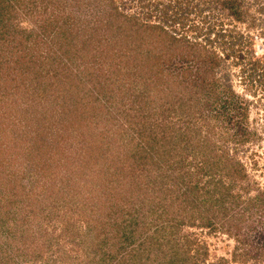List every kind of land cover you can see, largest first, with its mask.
I'll return each instance as SVG.
<instances>
[{
	"label": "trees",
	"instance_id": "obj_1",
	"mask_svg": "<svg viewBox=\"0 0 264 264\" xmlns=\"http://www.w3.org/2000/svg\"><path fill=\"white\" fill-rule=\"evenodd\" d=\"M35 1L44 12L55 9L54 4L62 10L69 6L65 27L55 30L50 38L65 36L62 43L65 52L77 45L72 27L87 14H93L95 21H86L88 25L84 29L96 33V21L100 24L106 19L105 25L110 30L119 37H129L127 48L122 52L124 59L113 68L108 67L111 70L104 81L108 83L119 76L134 77L124 93L137 102L134 108L138 118H132L131 128L120 135L114 129L113 141L103 131V135L101 132L88 135L90 139L85 135L86 146L82 145L81 151L74 153L79 137L86 133L77 124L83 113L80 105L92 106L89 100L83 101L80 84L66 74L46 82L39 78L36 87L40 91H36V97L27 105L21 100L13 101L16 85L8 88L6 101L14 107L0 105V135H8L7 140H0V215L14 209L16 200L20 202L24 198L21 204L26 207L23 208L33 210L34 215L47 216L51 211L52 217L61 215L63 223L68 215L75 216L80 223L69 227L67 221L65 226L69 232L78 234L84 245L93 239L90 234L94 227L99 234L105 233L107 239L120 237L121 240L130 225L145 222L148 215L154 216L156 222L146 228L149 232L138 238V246L144 248L139 251L136 246L121 242L117 264H151V258L159 263L165 261L164 264L168 260L170 264H199L193 240L180 234L186 224L220 229L232 236L236 241L234 260L263 259L264 189L256 184L247 186V168L237 156V150L260 136L250 123L249 107L255 89H264V0H258L253 10L250 7L256 0L29 2L36 9ZM27 3L28 0H0L1 42H4V26L11 27L9 21L14 15L23 14ZM134 6L137 10H130ZM194 10L196 13L190 18L189 12ZM214 12L220 20L211 21ZM69 18L74 21L68 22ZM196 18L199 21L194 22ZM11 23L12 31L20 36L12 41L15 54L0 58L7 66L18 67L20 62L26 68L35 58L38 67L42 62L40 54L28 52V49H37L36 32L17 30L18 20ZM44 23H41L44 33L45 28L53 31ZM68 25L72 27L67 28ZM140 30L142 36H139ZM32 32L37 39L31 36ZM137 38L151 43L149 55L159 58L155 66L146 59L145 63L142 61L135 47ZM80 41L81 45L75 47L77 50L87 44L86 40ZM143 49L148 59V51ZM49 56L53 63L54 56ZM85 72L75 74L93 81V72ZM41 97L43 110L37 107ZM96 99L92 95V100ZM95 102L99 105V101ZM51 105L52 109L47 112ZM70 112H75V117ZM55 113H59L62 126L69 129L65 132L74 133V136L70 134L74 143L70 142L69 146V153L76 154L72 158L54 157V145H47L44 130L46 127V133L53 135L47 127L55 123ZM173 116L180 119L179 123L172 120ZM117 137L125 142H119ZM96 142L100 143L95 145ZM113 145L121 147L123 155L116 153L108 161ZM64 167L73 168L61 174ZM251 189L255 193L251 194ZM38 226H28L30 236H37ZM147 241L149 247L145 245ZM18 247H0V264ZM203 251L205 255V247ZM104 252L98 251L100 257L96 256V264L107 262L110 254ZM114 253L112 257L117 255V250ZM19 254L24 257L27 254L28 263L38 257L34 252L28 253V248Z\"/></svg>",
	"mask_w": 264,
	"mask_h": 264
},
{
	"label": "rangeland",
	"instance_id": "obj_2",
	"mask_svg": "<svg viewBox=\"0 0 264 264\" xmlns=\"http://www.w3.org/2000/svg\"><path fill=\"white\" fill-rule=\"evenodd\" d=\"M31 1L32 0H28L27 6L23 7V14L14 15L15 18L11 19L10 21L14 23L18 20L20 28L17 30L23 29L25 33H27L28 30H33L36 32L38 39L34 32L31 33V36L38 40L37 49H28V52L31 54H34V52H36V54H40L42 62H40V64L37 62L39 64L37 67L35 63L36 60L33 58V63L32 65H29L28 68H26V66H21L20 62L17 63L18 67H10L6 65L7 62L3 58H0V85L2 86L0 87L1 107H14L13 103L6 101L9 99V91L7 90L8 88H13V86L16 85L17 93L13 101L15 102L17 100H21L22 103L24 102L27 105L31 98L36 97V91H40V89L36 87L39 78H43V80H45L44 82H46L49 80L52 81L54 78L59 77L60 74H66L65 76H67V78L82 86L80 89L81 93H83V101L89 100L92 103V106H84L83 108L82 104L80 105V112L83 111V113L80 115V123L77 124L83 127L85 129L84 132L86 133L83 135V137H79L77 144L78 146L74 150V153L80 152L81 148H83L82 145L86 146L87 143L84 139L85 135L88 137V139H90L91 137L88 135H93L95 132L103 131L104 136L109 135V139L113 141L112 136L116 137L114 135L111 136V133H113L112 131L114 129L117 132L116 134L118 135L119 133L120 135V133L123 131L129 130L131 128L132 118H138L137 115H135L134 108V104L137 102L132 101V97L127 98V95L124 93V90L128 88V85H132L131 79L134 77H130L129 79L128 77L123 78V76H119V79H115L113 76V80L110 81V77L107 76V79H109L110 82L106 83L104 81V77L108 75L110 72L109 70H111L108 67L113 68L114 65L124 59L122 52L127 48L129 37H119L117 32L110 30L108 28L109 26L107 27L105 25L104 21L106 19L100 24L98 21H96L98 26L96 33H93L89 28V30L84 29L85 25H88L86 21H92V23L95 21V16H93V14L92 16L87 14L86 16L82 17L81 20H78L75 26H67V28H73L75 33L73 40L77 42V45H81V39L86 40L87 44L85 47H83V49L80 50L75 48L79 46L74 45L69 51L67 50L68 52H65L62 45L65 36L62 37V35H59L55 40H51L50 38L53 36L55 30L65 27V16L68 12H70L69 6H66V8L62 10L59 8V6L57 8V4H54L56 7L55 9L44 12L38 3H36V1V5L34 4L36 9L33 6H30L29 2ZM250 2H253V0H250ZM257 2L258 0L252 3V6L250 7L252 10L255 8V4ZM25 10L27 11V14H25ZM130 10L136 11L137 8L134 6ZM194 13H196V10L189 12L190 18L194 17ZM210 18L211 21L220 20L215 12L212 13ZM66 20L68 22L74 21L72 18ZM10 21L9 26L11 27L4 26L5 32L2 38L4 42H1L0 40V57L6 55L8 58H10L13 52L15 54L16 46L12 44V41L15 40V38L19 39L20 37L16 34L15 30L12 31V29H14V25H12ZM197 21H199V19L196 18L194 22ZM42 22H45L44 24H46L47 28H52L53 31L49 32V30L45 28L44 33L43 28L41 27ZM190 22L191 19L188 20V24H190ZM142 35L143 32L141 31L139 36ZM137 40L135 47L136 50L140 51V57L142 61L144 62L146 59L149 64H153V66H155V62L158 63L159 58L155 59L152 57V55H149V48L152 50L151 43H144V41H141V38H137ZM146 45L149 47H146ZM130 46L132 45L130 44ZM144 47L148 51V59L143 53L146 51L143 49ZM49 55L54 56L53 63L50 62L51 57ZM82 70H86V72L83 74H87L90 71L93 72V81L86 80L87 76L75 74L76 72ZM34 72H39V74L34 75ZM144 76L146 75L144 74ZM236 80L237 79H234L233 82H236ZM104 83L106 84L105 86H103ZM112 86H115V91L111 88ZM236 87L238 90H241L239 86ZM92 95L97 98L95 101H99V105L92 100ZM38 100L39 99L37 97L36 101ZM43 101L44 99L41 97L40 103L37 106L41 110H43ZM250 101L249 120L252 127L255 128L260 136L257 137L254 142L246 143L242 148L238 149L237 156H239L246 165V171L248 173L247 186L255 187L256 184L259 186V188L264 189V89L260 90V88L257 87L255 89V94L250 96ZM50 109H52V105L46 111L49 112ZM70 113L75 117V112ZM55 116V123L49 124V127H47L48 130L53 133V135H50L48 132L46 133V127L44 130L47 145H54V157L63 156L64 158L66 156L68 159L72 158L76 154H74L72 151L69 153V146L70 142L74 143V141L70 140L71 135L74 133L65 132L69 129H65V127L62 126V120L59 117V113H55ZM172 120L176 121L177 123L180 121V119H178L176 116H173ZM92 129L93 131H91ZM103 133L101 132L102 135ZM7 137L8 135H0V140L5 141L7 140ZM117 138L119 142H125L124 139L119 137ZM98 143L100 142H96L95 145ZM114 147L115 146L113 145L108 152V161L113 160L112 158H114L116 153L119 154L122 151L121 147ZM84 151L85 150L82 152ZM90 155H92L91 152ZM121 155H123L122 152ZM69 168L73 167L62 168L61 174L72 170ZM59 176L60 174L57 176L56 180L59 179ZM252 193H255V189L251 191V194ZM23 200L24 198H22L20 202L16 200L15 206H13L14 209H8L0 215V247H10L13 249L16 246H20L17 250L15 249L11 256H7L6 260H4L1 264H86L88 262H91V264H96L98 263V258H96V256L100 257L98 251L100 252L101 249L105 252H109L110 254L108 260H106L107 262L110 261V264H117V258L119 262V254L121 251V249L118 248V245L121 242H124V245H134L136 246V249L141 251L144 247L138 246V238L144 237L146 232H149L146 228H148V226H152L153 223L156 222L154 216L146 215V223L139 220L140 224L134 225L135 223H133L132 226L130 225L129 229H126L127 235L125 234V237H122L121 240L120 237L118 240L107 239L105 233L99 234L97 229L94 227L92 234H90L93 239L89 240L86 245H84L83 242L82 244L80 243V237L78 234L75 235L74 231L69 232L67 230L68 228L65 226V224L67 225V221L69 223V227H72L70 226L71 224H74V227L75 224L77 226L80 221L78 219L76 221L75 216L72 218V216L68 215L66 217L67 221L63 223L60 221L61 215L52 217L51 211L47 216H43L42 214L34 215L33 210H27L23 208L26 207L24 204H21ZM9 205H11V203ZM29 207L33 208L34 205H30ZM12 211H14V213ZM100 224H103L102 221ZM29 225L32 227L34 225H39L37 227L39 228L36 233L37 236H30L31 230H28ZM63 227L66 230H64ZM102 229L103 227L101 228V231ZM181 233L186 234L190 240H193L194 246L197 248V256L200 260L199 264H264V258L256 260L255 262H253L251 259L246 262H242L239 259L234 260L233 252L236 246V241L232 236L220 229L211 230L207 227H200L197 225L189 226L186 224L180 230V234ZM72 235L73 238H70ZM112 240L116 242L115 245ZM90 243L93 245V248H90L92 246H90ZM148 243L149 241L145 243L147 247H149ZM204 247L206 248L205 255L203 254ZM27 248L28 253L34 252L38 255L35 262L28 263L27 254L25 257L24 254H19L21 251H27ZM116 250L117 255L112 257ZM86 252H89V255H87ZM134 253L138 254V251L134 250ZM151 259V264H164L165 262L159 263V261L156 259ZM107 262L103 264H108ZM167 264H170L169 260Z\"/></svg>",
	"mask_w": 264,
	"mask_h": 264
},
{
	"label": "water",
	"instance_id": "obj_3",
	"mask_svg": "<svg viewBox=\"0 0 264 264\" xmlns=\"http://www.w3.org/2000/svg\"><path fill=\"white\" fill-rule=\"evenodd\" d=\"M258 49L260 50L261 49V46H258Z\"/></svg>",
	"mask_w": 264,
	"mask_h": 264
}]
</instances>
